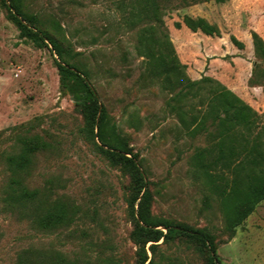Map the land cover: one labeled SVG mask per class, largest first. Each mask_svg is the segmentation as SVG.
Wrapping results in <instances>:
<instances>
[{
	"label": "rangeland",
	"instance_id": "1",
	"mask_svg": "<svg viewBox=\"0 0 264 264\" xmlns=\"http://www.w3.org/2000/svg\"><path fill=\"white\" fill-rule=\"evenodd\" d=\"M5 1L0 0V264H20L21 258L26 264H141V197L135 202L134 176L103 152L110 149L96 137L97 129L93 137L76 78L62 85L56 63L62 60L48 41L22 34L10 14H16L12 3L25 26L35 20V28L61 44L73 72L88 76L105 110V142L123 150L117 154L136 156L145 176L149 197L142 209L153 229L208 234L221 264H264V201L230 228L191 164L196 151L210 144L213 120L196 132L207 107L200 100L207 101L210 87L188 101L176 99L178 88L163 89L140 52V30L151 24L133 16L138 0ZM161 2L171 9L156 37L165 41L169 35L193 82L212 79L250 106L258 115L255 134L264 140V0ZM186 18L207 21L209 30L193 31ZM27 150L20 192L34 191L36 197L27 208L13 209L7 158ZM62 208L68 223L46 228L42 220ZM146 252L147 264H208L209 257L174 233L147 243Z\"/></svg>",
	"mask_w": 264,
	"mask_h": 264
},
{
	"label": "trees",
	"instance_id": "2",
	"mask_svg": "<svg viewBox=\"0 0 264 264\" xmlns=\"http://www.w3.org/2000/svg\"><path fill=\"white\" fill-rule=\"evenodd\" d=\"M161 1L138 0L140 8L138 13L133 16L138 20L147 19L151 24L149 29L140 30V52L148 58L152 75L162 79L164 90L175 93L177 88L179 89L176 99L184 101H188L189 98L196 99L201 96L206 86L210 87V96L207 101L200 100L201 105L206 103L207 107L201 117L199 116V120H203L202 123L196 128V132L201 129L207 130L205 120H213V131L209 135L210 144L206 148H199L196 151L191 158V164L197 178L202 180L209 192L217 197L220 209L227 218L230 228L234 229L239 227L264 201V140H262V134H255L258 128V115L240 97L222 84L209 78L193 82L188 77L185 66L180 62L169 40V35H165V41L156 37L158 29L164 27L162 20L164 13L171 9L170 4H164ZM215 1L223 4L229 0ZM3 2L6 4L5 0ZM11 9L21 15L15 4L12 3ZM10 14L23 29L22 34H35L43 43L48 41L53 47L54 54L62 60V62H56L62 85L65 86L66 82L74 77L77 80V87L83 90V96H78L77 99L93 129V137L95 136L94 130L97 129L96 137L110 149L109 151L103 150V152L119 161L133 174L136 191L135 202L141 197L136 234L139 239L138 255L141 258V264L148 262L146 244L149 242L158 243L162 239L166 240L168 234L171 233L188 238L206 250L209 255L208 264H221L216 255L213 239L208 234L186 227L165 226L168 229L167 235L153 229L156 226L151 224L142 209L143 202L149 197L145 176L136 156L127 158L117 154L113 151L123 152V150L113 148L105 142L102 135L105 110L101 107L97 91L89 84L88 76L85 73L73 72L75 68L63 61L65 52L61 44L35 28V20L34 23L30 22L32 26L29 28L15 16L16 14L14 15L11 11ZM185 23L193 31L202 30L205 32L209 30V24L203 19L186 18ZM33 29L38 32L34 33ZM99 113L101 116L98 117ZM181 114L185 115L184 112ZM29 154L30 151L27 150L22 156L19 154L7 158L9 169L13 175L9 185L8 204L13 209L27 208L36 197L34 191L23 190L20 192V171L29 164ZM68 219V212L62 208L58 212L49 213L42 220V224L51 229L67 224ZM26 263L27 259H20V264Z\"/></svg>",
	"mask_w": 264,
	"mask_h": 264
},
{
	"label": "crops",
	"instance_id": "3",
	"mask_svg": "<svg viewBox=\"0 0 264 264\" xmlns=\"http://www.w3.org/2000/svg\"><path fill=\"white\" fill-rule=\"evenodd\" d=\"M199 55H201V57H205V56H208L209 55V53L208 52H206V55H202V54H199ZM200 57V56H199Z\"/></svg>",
	"mask_w": 264,
	"mask_h": 264
}]
</instances>
